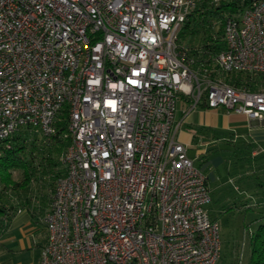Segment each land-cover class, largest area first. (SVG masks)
<instances>
[{"label": "built area", "instance_id": "2783aa9c", "mask_svg": "<svg viewBox=\"0 0 264 264\" xmlns=\"http://www.w3.org/2000/svg\"><path fill=\"white\" fill-rule=\"evenodd\" d=\"M202 1L0 0V142L22 128L55 136L65 121L38 264L217 261L219 223L176 137L177 102L264 120V85L220 75H264V0L224 15L209 67L178 46Z\"/></svg>", "mask_w": 264, "mask_h": 264}, {"label": "crops", "instance_id": "0c3cea01", "mask_svg": "<svg viewBox=\"0 0 264 264\" xmlns=\"http://www.w3.org/2000/svg\"><path fill=\"white\" fill-rule=\"evenodd\" d=\"M189 105L190 101L185 97H181L177 102L176 117L181 121L176 134L177 139L187 147V154L193 161L200 162L198 167L204 172L208 186L211 178L219 192L222 185L226 184H231L236 191L246 192L250 183L240 187V184L235 183L237 175H232L228 167L225 175L216 174L213 177L205 173V167H210L211 160L216 161L218 158L211 157V152L217 148L215 143L225 137L215 135L214 128L228 129L229 135L226 137H229L230 143L234 138L243 137V141L235 145L232 153L236 159H241L242 164L246 160L245 155L249 156L250 161L244 162L246 164L242 168L244 171L239 174L240 177H245L250 174L247 170L251 164L255 170L264 173V120L249 118L242 113L227 110L224 106L208 107L204 102H199L186 112ZM209 113L210 122L207 120ZM204 127L208 129L204 130ZM233 163H236L235 160ZM53 175L49 169H39L27 185L12 189L9 201L11 208L0 217V264H38L40 249L46 240V228L42 217L50 206L54 187ZM222 176H225V179H222ZM21 180L20 178L17 181ZM261 186H264V181H261ZM211 191L210 189V195ZM253 196L250 194L249 197ZM241 202L243 205L246 204L244 198ZM257 202L264 203V198L261 201L257 199Z\"/></svg>", "mask_w": 264, "mask_h": 264}, {"label": "trees", "instance_id": "16d2710c", "mask_svg": "<svg viewBox=\"0 0 264 264\" xmlns=\"http://www.w3.org/2000/svg\"><path fill=\"white\" fill-rule=\"evenodd\" d=\"M250 2L251 0H220L218 4H213L210 0H203L187 16L178 32L179 39L186 35H199L197 47L192 46V44L182 45L180 43H178V46H184L190 53L200 50L201 58L196 65L205 63L206 67L211 66L210 60L207 61L204 58L219 52L225 46L222 38L224 15L238 14ZM213 19L216 20L217 25L213 23ZM220 75L224 80L238 87L255 89L261 84L264 85V75L257 77L247 72H222ZM56 125L57 135L43 137L41 144L36 142L37 138L32 136L33 133L28 128H22L10 136L7 139L8 146L4 142H0L1 187L9 185L10 189H13L20 185H27L39 169L51 170L54 179L62 172V168L59 167V156L67 143V140L61 136L65 131V121L62 120ZM23 160H25V163L23 169H21L22 180L8 182L10 169H13L14 165L24 162ZM41 165L42 167H40ZM3 195H5L4 190L0 192V217L5 215L11 208L10 196ZM249 245L250 254L247 264H264V214H262L261 221L256 229L251 232Z\"/></svg>", "mask_w": 264, "mask_h": 264}, {"label": "rangeland", "instance_id": "374dc122", "mask_svg": "<svg viewBox=\"0 0 264 264\" xmlns=\"http://www.w3.org/2000/svg\"><path fill=\"white\" fill-rule=\"evenodd\" d=\"M213 23L217 25L215 19H213ZM198 41L199 35H186L180 39L178 37V43L182 45L192 44V46L197 47ZM260 75L261 74H253V76L257 77ZM207 120L209 122L211 121L210 113L208 114ZM195 128L197 127L195 126ZM207 129L208 128L205 129L204 127V130ZM228 132V129L223 130L218 127L214 128L215 135H224L225 137L220 142L217 141L215 143V147L217 148L211 152V157L218 158L216 161L211 160L210 167L208 168L206 166L204 171L209 176L213 175L214 177L216 174L225 175L227 172L226 168L228 167L232 175H237V178L235 179L236 184H240V187H244L245 183H250V186H248L246 190L244 188L246 192H240L234 190L231 184H226L222 185L221 192H219V189L215 186V181L210 178L209 187L212 190V199L207 208L209 215L217 219L219 223L221 238V252L215 264H247L250 254L249 243L251 232L256 229L258 223L261 221L262 214H264V203L257 202V199L258 201H261V199L264 198V186H261V181H264V173L255 170V167L251 164V166H249L250 169L247 170L250 174L247 176L245 175V177H240L239 174L242 173L241 171H244L242 168L246 165L244 162L250 161L248 160L249 156L247 154L245 155L246 160L243 161V164L242 161H240L241 159H236L233 156L232 150L235 149V145L237 146L243 141V137L239 136L238 139L234 138L232 143H230L228 140L229 137H226L229 135ZM32 136L37 138L36 142L38 144H41L44 136L37 133H33ZM243 156L244 154L242 153L241 157ZM234 160L236 163H233ZM23 161L24 162H21L18 165H14L13 169H10V173H8V182H11V180L17 181L22 177L23 174L21 169H23L25 160ZM193 162L197 166L200 164L198 160H194ZM222 179H225V176H222ZM1 186L2 185L0 183V187ZM2 190L5 192V195L3 196L7 195L11 198L12 189H10L9 185L1 187V191ZM250 194H253L254 196L250 198ZM243 198L246 200L245 205L241 202ZM246 206H250V208H247Z\"/></svg>", "mask_w": 264, "mask_h": 264}]
</instances>
